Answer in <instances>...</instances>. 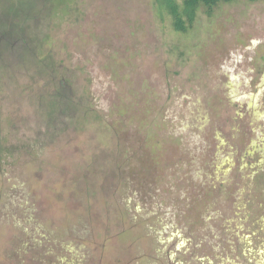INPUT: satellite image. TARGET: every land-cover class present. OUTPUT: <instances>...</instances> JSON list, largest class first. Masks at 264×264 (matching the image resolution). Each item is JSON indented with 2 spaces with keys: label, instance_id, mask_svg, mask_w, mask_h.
<instances>
[{
  "label": "rangeland",
  "instance_id": "obj_1",
  "mask_svg": "<svg viewBox=\"0 0 264 264\" xmlns=\"http://www.w3.org/2000/svg\"><path fill=\"white\" fill-rule=\"evenodd\" d=\"M0 36V264H264V0H0ZM53 73L94 118L55 140Z\"/></svg>",
  "mask_w": 264,
  "mask_h": 264
},
{
  "label": "trees",
  "instance_id": "obj_2",
  "mask_svg": "<svg viewBox=\"0 0 264 264\" xmlns=\"http://www.w3.org/2000/svg\"><path fill=\"white\" fill-rule=\"evenodd\" d=\"M231 1L234 0H159L161 5L168 11L170 16L172 17L174 30L179 33H186L188 31V29L195 22L198 10L201 7H204L206 9V12H210V10L213 7H215L217 4L221 2L228 3ZM247 1L255 2L258 0H247ZM16 45L17 44H15L14 46ZM0 62H1L0 76L2 77L4 75L3 72L5 71L6 66L7 69L8 67L11 66L5 63L2 57H0ZM45 62H48V59L45 60ZM48 66L52 71V66L50 65ZM48 77H49L48 80L54 82L52 86L51 87L47 86L50 88L49 89L46 88L43 91L41 90L42 93H40V95L33 94V97H31L32 99L30 98L31 99L30 102L35 101L38 104L36 105L37 107L36 106L35 107L38 109L37 114L40 116V120H41V124H39V128H41V130L45 133L46 136H51L49 138L53 137L52 140L60 139L65 134L67 135V137L68 136L71 137L69 132L70 130L72 129L75 130L76 128H79L81 125L85 126L88 121H92V119H94L91 116V114H93L92 109L90 106H88L89 104L81 105L79 100H77L78 98L74 97L72 94H69L68 88L63 82H60L59 79H57L55 73L50 74ZM121 111L123 112V110ZM94 123L97 125L99 124L101 125V121L99 119L97 121H94ZM50 125H52L53 127L49 128ZM43 127H45V130H43ZM145 134H146L145 138L143 140L142 139L140 140L141 142L140 145H142V149H144L147 152L148 151L147 141L149 139L147 137V132H145ZM111 136L113 137V140H116V145L115 147H113L112 150L115 151L116 153L113 154L115 156V159L116 157L118 158L121 155L125 156L127 153L128 154L132 153L131 149H127L128 146L127 144L129 142L126 140L124 141L123 140L125 139L124 137L120 138L113 134ZM1 138H2V134L0 131V166H1V158L3 151H6L5 147L2 146ZM8 151L11 152L12 150L9 149ZM128 162L130 163V160ZM115 167H120L119 163L112 166L111 167L112 170H114ZM89 172L90 170H88V174Z\"/></svg>",
  "mask_w": 264,
  "mask_h": 264
}]
</instances>
